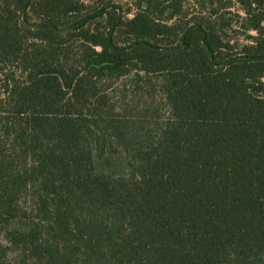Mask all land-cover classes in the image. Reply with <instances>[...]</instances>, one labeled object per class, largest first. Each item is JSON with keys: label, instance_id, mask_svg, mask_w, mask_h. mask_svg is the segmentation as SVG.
<instances>
[{"label": "trees", "instance_id": "trees-1", "mask_svg": "<svg viewBox=\"0 0 264 264\" xmlns=\"http://www.w3.org/2000/svg\"><path fill=\"white\" fill-rule=\"evenodd\" d=\"M235 2L0 0V264H264V0Z\"/></svg>", "mask_w": 264, "mask_h": 264}, {"label": "rangeland", "instance_id": "rangeland-1", "mask_svg": "<svg viewBox=\"0 0 264 264\" xmlns=\"http://www.w3.org/2000/svg\"><path fill=\"white\" fill-rule=\"evenodd\" d=\"M119 1H127L128 3L130 2V0H119ZM234 2L236 1V0H233ZM236 3V2H235ZM234 11H236V10H239V5L238 4H236L235 5V8L233 9ZM158 101H159V99H158ZM162 106V105H161ZM166 114H167V111L164 109V108H162V111L160 112V115L162 116V117H164V116H166Z\"/></svg>", "mask_w": 264, "mask_h": 264}]
</instances>
